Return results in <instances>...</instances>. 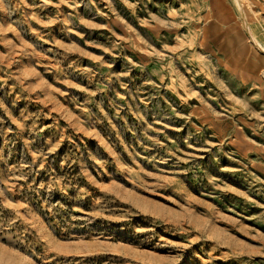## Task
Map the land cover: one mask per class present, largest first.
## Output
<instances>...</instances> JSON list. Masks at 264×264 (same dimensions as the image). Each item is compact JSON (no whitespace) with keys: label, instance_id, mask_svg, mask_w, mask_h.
I'll return each mask as SVG.
<instances>
[{"label":"rangeland","instance_id":"1","mask_svg":"<svg viewBox=\"0 0 264 264\" xmlns=\"http://www.w3.org/2000/svg\"><path fill=\"white\" fill-rule=\"evenodd\" d=\"M0 264H264V0H0Z\"/></svg>","mask_w":264,"mask_h":264}]
</instances>
